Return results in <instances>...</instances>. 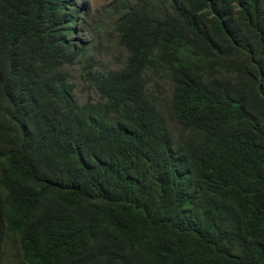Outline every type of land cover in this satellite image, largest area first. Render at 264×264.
<instances>
[{"label": "trees", "instance_id": "obj_1", "mask_svg": "<svg viewBox=\"0 0 264 264\" xmlns=\"http://www.w3.org/2000/svg\"><path fill=\"white\" fill-rule=\"evenodd\" d=\"M74 1L0 0V264H264V0L123 1L117 70Z\"/></svg>", "mask_w": 264, "mask_h": 264}, {"label": "rangeland", "instance_id": "obj_2", "mask_svg": "<svg viewBox=\"0 0 264 264\" xmlns=\"http://www.w3.org/2000/svg\"><path fill=\"white\" fill-rule=\"evenodd\" d=\"M134 0H76L82 12V23L78 28V41L85 45V55H92L93 62L97 67L104 70L120 69L125 63L126 52L119 46L117 36L113 26L117 20L114 7L121 2ZM139 4L142 0H136ZM83 59L78 63L65 66V71L69 74L70 81L74 84V95L79 104H83L87 99L95 102L98 100L96 92L89 86L88 81H83L84 72L81 69ZM147 90L155 99L154 103L165 119L168 130L175 143L185 138L188 134L170 114L169 102L171 88L165 79L149 77L147 80ZM4 262L7 264H17L12 244H9Z\"/></svg>", "mask_w": 264, "mask_h": 264}]
</instances>
